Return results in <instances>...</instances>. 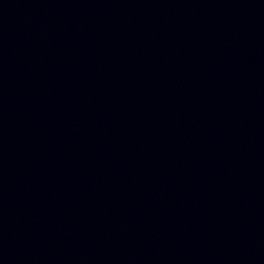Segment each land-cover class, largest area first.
Segmentation results:
<instances>
[{"label": "water", "instance_id": "obj_1", "mask_svg": "<svg viewBox=\"0 0 264 264\" xmlns=\"http://www.w3.org/2000/svg\"><path fill=\"white\" fill-rule=\"evenodd\" d=\"M0 264H264V0H7Z\"/></svg>", "mask_w": 264, "mask_h": 264}]
</instances>
